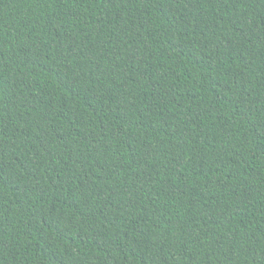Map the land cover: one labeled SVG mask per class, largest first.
I'll return each mask as SVG.
<instances>
[{
  "label": "trees",
  "instance_id": "16d2710c",
  "mask_svg": "<svg viewBox=\"0 0 264 264\" xmlns=\"http://www.w3.org/2000/svg\"><path fill=\"white\" fill-rule=\"evenodd\" d=\"M0 264H264V0H0Z\"/></svg>",
  "mask_w": 264,
  "mask_h": 264
}]
</instances>
